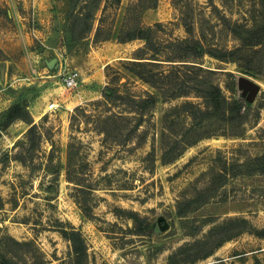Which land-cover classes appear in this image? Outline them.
Instances as JSON below:
<instances>
[{"label":"rangeland","instance_id":"1","mask_svg":"<svg viewBox=\"0 0 264 264\" xmlns=\"http://www.w3.org/2000/svg\"><path fill=\"white\" fill-rule=\"evenodd\" d=\"M131 1L108 10L115 33ZM183 2L157 0L140 14L143 25L160 23L153 32L160 58L172 54L165 43L188 36L180 11H187L194 37L227 48L237 41L219 17L253 25L264 14V0ZM81 8H70L68 0H0V256L15 264L40 257L45 264H71L60 229L73 226L85 240L88 264H264V75L208 54L199 59L223 71L213 79L228 100L240 95L243 75L259 85L242 124L229 128L243 136L221 135L218 123L191 119L181 105L201 99L190 96L159 99L127 138L135 113L103 93L155 92L127 69L144 41L94 44L93 32L87 35L76 18ZM52 58L56 67L47 65ZM71 70L79 82L66 88L63 76ZM226 72L234 75L232 90ZM13 105L28 112L36 138L27 136L25 121L7 122ZM182 140L191 144L183 147ZM173 141L179 155L163 164ZM68 165L71 178L95 189L75 190ZM138 224L142 234L135 232ZM9 237L32 246L27 251Z\"/></svg>","mask_w":264,"mask_h":264},{"label":"trees","instance_id":"2","mask_svg":"<svg viewBox=\"0 0 264 264\" xmlns=\"http://www.w3.org/2000/svg\"><path fill=\"white\" fill-rule=\"evenodd\" d=\"M70 8L82 4L81 11L77 13L76 18L80 22H85V33L89 35L93 32V43H99L105 40L114 38L119 43H125L131 40L140 39L144 41L141 53L134 56L132 61H129L130 67L127 69L135 75L139 80L153 88L155 92L143 91L142 94H121L114 89L104 91L105 99L112 102H120L125 104L130 112H134L132 117L133 125L129 129L127 138L137 131L144 123L145 115L148 110L155 106L159 99L169 100L178 97L194 96L201 99V102L194 103L190 100L184 101L181 105L189 114L191 119L201 121L216 122L223 127L221 135H239L243 136V131L232 133L231 124L239 127L244 121L245 113L251 103L247 102L241 95L237 98L228 100L218 83L214 82L213 76L217 72H223L216 69H210L202 66L199 59L205 54L216 58L222 62H233L240 71L257 76L264 75V14L260 21H255L253 25L232 22L225 16L220 18V27L225 29L228 34L237 41L232 48L226 46H218L214 44H205L203 37H194L193 23L185 18L187 11H180L182 25L188 36L182 39H177L169 43H165L163 47L170 49L171 55H165L164 59L160 58L161 51L156 47L153 41L154 27L160 26V23H155L152 26H146L141 23V12L156 6L157 0H132L125 8L121 24L118 31H113L114 13L111 16L108 10L118 9L121 0H68ZM190 0H184L182 7H189ZM175 4V1H174ZM73 10V9H72ZM71 10V11H72ZM184 16V17H183ZM177 50V51H176ZM171 58V59H170ZM176 58V59H172ZM165 63L167 70L162 68ZM166 71V72H165ZM225 72V71H224ZM231 78L230 89H233L234 75L231 72L224 73ZM73 119V116H71ZM19 119L29 124L27 136L36 135V124L32 123L28 112L18 106H11L6 112V120L11 123ZM31 140V137L30 139ZM33 141V138H32ZM180 143V142H179ZM178 141H173L170 146H167L162 153L163 164L170 163L179 155L176 150ZM181 144L188 146L191 143L181 141ZM71 144L68 145V149ZM49 152V158L51 157ZM69 153V152H68ZM21 160V159H20ZM53 172L58 175V169L53 167ZM67 181L73 183L74 189L81 193H90L95 189L91 183H81L69 176V165L66 170ZM55 185H58V178L54 179ZM79 204L82 211L87 215V209L80 201ZM127 216L134 223L140 221V215L135 211H126ZM136 229L137 234H142L143 229ZM61 236L69 242L70 261L71 264H88L87 246L82 234L73 226L60 229ZM15 245L25 248L29 251L32 246L31 242H19L16 239L9 237ZM39 258V257H38ZM0 264H15L11 258L0 256ZM35 264H45L43 258L37 259Z\"/></svg>","mask_w":264,"mask_h":264},{"label":"water","instance_id":"3","mask_svg":"<svg viewBox=\"0 0 264 264\" xmlns=\"http://www.w3.org/2000/svg\"><path fill=\"white\" fill-rule=\"evenodd\" d=\"M48 66L56 67L58 63L55 58L47 61ZM239 85L241 87L240 95L247 101L253 102L255 99L260 87L253 80H251L248 76L243 75L239 81Z\"/></svg>","mask_w":264,"mask_h":264},{"label":"built area","instance_id":"4","mask_svg":"<svg viewBox=\"0 0 264 264\" xmlns=\"http://www.w3.org/2000/svg\"><path fill=\"white\" fill-rule=\"evenodd\" d=\"M79 77H80V75H79L78 71H76V70L68 71L63 76L64 87L74 88L78 83ZM48 108L50 110H55L57 108V105L55 103L51 102L48 104Z\"/></svg>","mask_w":264,"mask_h":264},{"label":"crops","instance_id":"5","mask_svg":"<svg viewBox=\"0 0 264 264\" xmlns=\"http://www.w3.org/2000/svg\"><path fill=\"white\" fill-rule=\"evenodd\" d=\"M80 78V77H79ZM78 82H79V79H78Z\"/></svg>","mask_w":264,"mask_h":264}]
</instances>
